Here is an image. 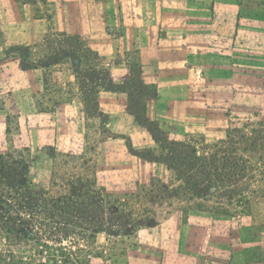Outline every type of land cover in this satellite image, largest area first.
<instances>
[{
    "label": "crops",
    "instance_id": "crops-1",
    "mask_svg": "<svg viewBox=\"0 0 264 264\" xmlns=\"http://www.w3.org/2000/svg\"><path fill=\"white\" fill-rule=\"evenodd\" d=\"M197 9L187 0H0L2 132L16 115L79 154L93 108L106 116L101 170L142 186L153 161L132 148L153 142L149 122L181 126L168 137L183 140L214 122L215 105L237 101L248 108L238 122L253 123L264 114V26L244 19L237 0L217 1L205 20ZM52 82L60 94L41 100ZM137 95L144 122L132 109ZM127 163L139 165L135 177ZM182 213L139 231L125 264H264V210L228 217L225 228L209 211Z\"/></svg>",
    "mask_w": 264,
    "mask_h": 264
},
{
    "label": "rangeland",
    "instance_id": "rangeland-1",
    "mask_svg": "<svg viewBox=\"0 0 264 264\" xmlns=\"http://www.w3.org/2000/svg\"><path fill=\"white\" fill-rule=\"evenodd\" d=\"M187 1L205 20V11L209 14L219 0ZM237 1L244 19L262 28L264 0ZM85 81L94 88L99 85L93 74ZM55 83L41 94V100L60 94ZM88 100L94 104L93 92ZM234 102L215 105L214 122L198 123L187 139L168 137L173 130L181 132L179 125L170 130L154 122L146 124L153 142L136 145L132 151L157 161L151 162V171L163 187L156 188L148 187L150 182L130 186L116 173L101 170L98 147L107 135L106 116H93L97 112L93 108L79 154L69 153L62 140L45 142L46 134L30 132L28 122L9 115L5 132L0 122V252L13 251L23 262L49 256L57 260L50 264H125L127 248L141 242L139 231L182 212L189 214L200 204L214 214L218 228H225L222 220L240 212L264 210V114L254 112L260 117L253 123L238 122L239 114H248V108ZM132 103L137 120L144 122L138 95ZM226 114L231 116L227 119ZM126 166L133 170L126 172L128 177H135L139 165ZM29 231L33 240L23 238ZM18 235L20 240L15 238Z\"/></svg>",
    "mask_w": 264,
    "mask_h": 264
},
{
    "label": "trees",
    "instance_id": "trees-1",
    "mask_svg": "<svg viewBox=\"0 0 264 264\" xmlns=\"http://www.w3.org/2000/svg\"><path fill=\"white\" fill-rule=\"evenodd\" d=\"M194 152H196V149H194ZM151 161H154V160H151ZM154 162H157V161H154ZM162 183V180L160 179H157L155 176L152 177L151 179V182H150V186L148 187H151V188H156L158 186H161L163 187V185L161 184ZM159 184V185H158ZM205 206L203 205H198L197 207L193 208L195 210H202L204 209L203 211H207V208H204ZM202 208V209H201ZM8 231H12V230H8ZM9 232V233H10ZM32 233L31 231H29V234L26 236H24L23 238H27L29 240H33L32 238ZM21 235H18L16 236L15 238L20 240V237ZM7 240H9V238L7 237L6 238ZM41 254H44V251H41L40 252V255ZM9 259V260H8ZM30 260L28 262H23V260H19V257L13 252V251H10L9 253H6V252H0V264H50V262H55L57 261L56 258H51V257H47V258H44L42 261L41 260H38L37 262V258L35 257H30L29 258Z\"/></svg>",
    "mask_w": 264,
    "mask_h": 264
}]
</instances>
